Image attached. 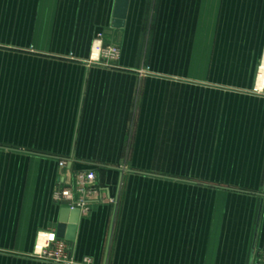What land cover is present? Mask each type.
<instances>
[{
	"label": "crops",
	"instance_id": "0c3cea01",
	"mask_svg": "<svg viewBox=\"0 0 264 264\" xmlns=\"http://www.w3.org/2000/svg\"><path fill=\"white\" fill-rule=\"evenodd\" d=\"M116 4L0 0V264H264V0Z\"/></svg>",
	"mask_w": 264,
	"mask_h": 264
},
{
	"label": "built area",
	"instance_id": "2783aa9c",
	"mask_svg": "<svg viewBox=\"0 0 264 264\" xmlns=\"http://www.w3.org/2000/svg\"><path fill=\"white\" fill-rule=\"evenodd\" d=\"M98 50L102 51L103 53L107 54L108 56H116L117 52L116 48L114 46L108 47V48H103L101 45L98 47ZM263 83L261 88L257 89L258 91L264 93V78H263ZM65 162H62L61 164H64ZM96 182V173L94 171H82L78 175L77 183H78V191L80 193H85V192H91L94 190V185ZM57 198L59 199H68V200H73L74 199V191L72 189H66L63 192H60L57 194ZM73 207H79L81 210H87L88 205L86 203V200L84 198L79 199L74 202ZM51 242L57 246L58 249L55 250L54 256L57 258L63 257L62 253L63 250L65 249V244L62 242H56V239L54 238V235H52L50 239V243L48 242L47 247H50Z\"/></svg>",
	"mask_w": 264,
	"mask_h": 264
},
{
	"label": "water",
	"instance_id": "95a60500",
	"mask_svg": "<svg viewBox=\"0 0 264 264\" xmlns=\"http://www.w3.org/2000/svg\"><path fill=\"white\" fill-rule=\"evenodd\" d=\"M128 2L129 0H117V4H116V12H115V17H117V19L115 20V26H122L123 25V19H125V14H126V10H127V6H128ZM73 213L76 215L79 213L78 209H74ZM73 224L70 225V232L74 231L75 227V223H76V218L72 219ZM68 237H73L68 236Z\"/></svg>",
	"mask_w": 264,
	"mask_h": 264
}]
</instances>
